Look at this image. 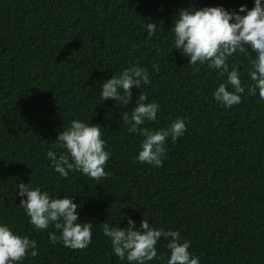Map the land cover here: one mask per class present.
<instances>
[{"label": "trees", "instance_id": "16d2710c", "mask_svg": "<svg viewBox=\"0 0 264 264\" xmlns=\"http://www.w3.org/2000/svg\"><path fill=\"white\" fill-rule=\"evenodd\" d=\"M240 4L251 8L252 0H0V221L37 248L20 264H127L112 253L101 224L123 228L129 217L134 227L147 219L178 230L200 264H264V100L247 94L251 54L227 61L245 92L225 108L211 93L226 77L206 65L194 71L171 48L179 9ZM143 22L156 23L153 37ZM131 63L147 68L149 84L131 89L128 106L100 102L101 81ZM140 94L160 106L143 127L185 119L184 134L165 140L159 168L134 162L142 137L120 117ZM72 119L101 127L111 153L105 177L74 170L62 178L52 170L45 152L63 151L55 138ZM17 182L68 194L79 205L78 220L93 224L90 244L69 249L49 241L51 226L34 230L16 207ZM165 244L157 242L158 255L167 254Z\"/></svg>", "mask_w": 264, "mask_h": 264}, {"label": "clouds", "instance_id": "9594fccd", "mask_svg": "<svg viewBox=\"0 0 264 264\" xmlns=\"http://www.w3.org/2000/svg\"><path fill=\"white\" fill-rule=\"evenodd\" d=\"M147 37H153L156 23L143 22ZM172 47L187 57L188 66L198 71L203 65L210 70H218L225 76L214 88V101L227 108L239 104L245 92L237 67L231 69L229 57L240 52L251 54L246 74L250 83L248 95H258L264 100V0H252V7L238 5L235 10L223 6L185 7L179 9L171 24ZM247 46V47H245ZM170 48V49H171ZM169 49V50H170ZM152 70L158 71L153 64ZM149 84L147 68L131 63L118 74L101 81L99 100L111 99L120 107L129 105L133 87ZM146 96H136L134 106L120 113L127 131L142 137L134 156V162H141L159 168L165 155V140L175 142L186 131L185 119L176 117L167 126L155 130L143 127L146 122L156 120L159 104L145 102ZM55 147L63 149L57 154L50 147L45 157L52 170L66 178L71 171H78L92 179L105 177L106 161L111 153L101 138V127L88 120L72 119L67 126L57 132ZM16 207L23 211L34 230H45L51 226L48 239L52 244L60 242L69 249H84L92 238V222L78 220V207L70 196H59L42 190L39 185L16 183ZM129 217L125 227L104 222L101 231L108 238L112 253L127 264H149L153 260H163V264H200V258L188 251L190 242L182 238L178 230L153 227L147 219L133 226ZM58 233V235H57ZM163 238L167 254L158 255L156 245ZM37 255L36 241L27 235H20L6 223L0 221V264H20L25 256Z\"/></svg>", "mask_w": 264, "mask_h": 264}]
</instances>
